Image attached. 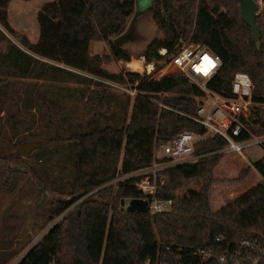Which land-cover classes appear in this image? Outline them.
<instances>
[{
	"label": "trees",
	"instance_id": "16d2710c",
	"mask_svg": "<svg viewBox=\"0 0 264 264\" xmlns=\"http://www.w3.org/2000/svg\"><path fill=\"white\" fill-rule=\"evenodd\" d=\"M11 1L0 0V63L7 69V75L23 79L42 76L55 84L86 82L107 87L111 82L132 85L138 93L133 100L127 99L126 113L130 108L131 112L122 124L103 127L94 115L89 131L71 129L68 141L75 149V179L72 190L57 202L59 207L52 216L61 215L91 191L100 189L97 199L84 201L76 212L68 214L19 264H165L167 248H182L189 258L218 236L264 241V156L253 163L262 178L259 184L216 212L210 208L213 171L224 159L222 153L228 145L220 136L197 144L198 161L181 163L158 173L159 179H164L163 184L158 183L159 200H169L177 190L208 178L201 202L190 208L174 204L163 213H130L122 210L119 197L152 201L137 187L142 178L118 183L119 196L106 187L121 176L162 163L155 158V150L179 134L187 130L205 132L186 117L196 112L202 96L186 78L171 75L155 80L139 73L114 74L105 69L113 60L132 61L131 55L110 39L122 32L134 13L135 0L47 3L37 15L40 37L36 44L12 29L8 17ZM255 1L260 9L257 19L260 49L252 30L242 20L236 0H157L155 19L165 38L158 41L153 58L164 59L162 50L173 56L184 45L203 44L222 60L220 73L209 87L230 96L235 74L245 73L255 85L253 104L264 105V6L260 5L263 0ZM1 28L23 48L13 43ZM94 42L108 43L110 55H91ZM152 47L149 46L147 56ZM10 86L6 79H0V93L6 95V99H0L4 105L13 99H8ZM95 94L98 102L89 106L94 113H111L117 104L116 97L105 89ZM54 96L51 105L43 96L36 98L46 114L47 128L54 121V114L60 115L58 101L63 94L55 91ZM7 123L15 138L21 139L18 136L21 128L26 136H32L29 134L35 120L25 118L22 111L9 113ZM243 124L245 131L239 141L264 137V121L252 122L251 114L249 119H243ZM256 125L260 129L256 130Z\"/></svg>",
	"mask_w": 264,
	"mask_h": 264
},
{
	"label": "rangeland",
	"instance_id": "374dc122",
	"mask_svg": "<svg viewBox=\"0 0 264 264\" xmlns=\"http://www.w3.org/2000/svg\"><path fill=\"white\" fill-rule=\"evenodd\" d=\"M53 1L12 0L8 9L9 23L12 29L17 35L26 36L31 43L36 44L40 37L37 15L44 5ZM151 1L150 7L140 10L137 7V0H135L134 13L126 21L122 32L110 39L113 44L126 50L131 55L132 61L140 60L144 70L136 71L129 67L130 63L113 60L105 66L108 72L114 74L133 72L151 76L154 79L164 77L162 73L170 56L166 55L160 61L153 58V51L158 46V41L165 38V34L155 19L157 0ZM1 30L13 43L21 47L20 42L7 30L3 28ZM150 45L153 47L150 48V54L147 56L146 52ZM24 51L29 53L25 49ZM110 53L108 43L94 42L91 44V55L93 56L110 55ZM149 65H152L154 69L151 73L146 70ZM6 72L8 73L7 69L0 63V79H6L9 82L11 86L8 99L13 98L11 102L8 100L6 105L2 101L0 102V264H19L29 251L40 243L68 214L76 212L77 207L84 201L97 199V192L100 189L91 191L61 215L52 216L53 211L59 207L57 202L72 190L75 179V149L74 144L68 141L72 134L71 129L76 132L89 131L93 126L90 119L94 115L103 127L120 125L122 121L128 119V115L130 117L131 108L128 114L126 113L127 99L130 97L133 100L135 97L129 95V92L133 91L132 85L115 88L89 85L86 82L55 84L42 76L23 79L7 75ZM58 88L61 89L58 90ZM101 89L114 95L117 100V104L109 114H106L105 111L96 114L89 107L92 102H98L95 93ZM55 91L63 94V96H59L58 101L60 115L54 114L55 119L53 122H49L47 128L46 114L43 106L38 103L37 97L43 96L47 100V104L51 105L56 97L54 96ZM0 99H6V95L0 93ZM16 110L22 111L28 120H35L29 134L32 136H26L24 128H21L18 133L21 139L15 138L14 133L10 131L7 118L9 113ZM251 114L252 122L257 119L264 121V105H253ZM254 128L260 129L258 125ZM24 141H47L49 144L36 150L28 158H24L16 153L17 148ZM158 155V149H156V159ZM222 155L224 159L214 169L209 188V202L213 212L231 203L260 183V177L254 170L253 163L264 156V146L246 147L243 150L246 160L242 159V155L226 149ZM199 158L196 156L181 162L168 159L160 160L166 166L162 171L181 163L196 162ZM157 167H159V163L155 164L153 168ZM144 172L140 171L132 176H121L106 184V187L112 188L113 195L119 196L118 183L130 178H143L145 177L142 174ZM156 183L158 182L155 181ZM207 184L208 178H203L177 190L172 194L175 204L190 208L193 204L200 203L204 187ZM123 199L125 198L119 197L120 203ZM112 214L110 212V216Z\"/></svg>",
	"mask_w": 264,
	"mask_h": 264
},
{
	"label": "built area",
	"instance_id": "2783aa9c",
	"mask_svg": "<svg viewBox=\"0 0 264 264\" xmlns=\"http://www.w3.org/2000/svg\"><path fill=\"white\" fill-rule=\"evenodd\" d=\"M260 5L264 6V0L260 2ZM161 54L166 56L167 51L162 50ZM221 67V58L203 44L184 45L176 54L168 57L162 76L180 75L202 93L198 99L199 105L196 112L186 117L202 126L205 132L187 130L160 145L157 148L158 160L181 162L196 157L197 144L217 136L226 140L227 151L236 152L243 158H246L243 155L246 147L264 144V137H252L246 141L238 140L245 131L243 119H249L254 105L253 80L248 74L237 73L232 80L230 96L216 92L209 85L218 76ZM108 84L115 88L123 87L117 83ZM137 94L134 88L129 92L132 97H136ZM165 167V164L161 163L157 168L143 170L142 172H145L142 174L145 177L137 184L138 189L146 197H152V201L147 200L149 211L154 214L166 212L175 204L173 198L159 200L156 197L158 183H164L163 178L158 180L157 174ZM155 181L158 183L155 184ZM166 254L168 260L165 264H264V241L257 238L230 240L225 236H218L211 245L195 251L189 258H186L182 248H167Z\"/></svg>",
	"mask_w": 264,
	"mask_h": 264
},
{
	"label": "water",
	"instance_id": "95a60500",
	"mask_svg": "<svg viewBox=\"0 0 264 264\" xmlns=\"http://www.w3.org/2000/svg\"><path fill=\"white\" fill-rule=\"evenodd\" d=\"M236 1L240 5V13L242 20L252 30L253 39L256 42L257 48L260 49L261 30L257 23V19L259 17V13H258L259 6L255 0H236ZM151 4H152L151 0H137V7L140 10L147 9L148 7L151 6ZM48 144L49 143L47 141H24L17 148L16 153L21 157L28 158L33 152L44 148ZM120 206L123 211L130 213H147L149 211V201L147 199L125 198L121 201Z\"/></svg>",
	"mask_w": 264,
	"mask_h": 264
},
{
	"label": "bare ground",
	"instance_id": "6f19581e",
	"mask_svg": "<svg viewBox=\"0 0 264 264\" xmlns=\"http://www.w3.org/2000/svg\"><path fill=\"white\" fill-rule=\"evenodd\" d=\"M129 67L135 69L136 71L144 70V66L142 65L140 60H133L132 62H130ZM146 70H148L147 72L151 73L154 69L152 65H149L146 67Z\"/></svg>",
	"mask_w": 264,
	"mask_h": 264
},
{
	"label": "crops",
	"instance_id": "0c3cea01",
	"mask_svg": "<svg viewBox=\"0 0 264 264\" xmlns=\"http://www.w3.org/2000/svg\"><path fill=\"white\" fill-rule=\"evenodd\" d=\"M242 159L246 160V158H243V157H242ZM254 170H255V169H254ZM137 173H139V172H137ZM135 174H136V173H135ZM132 175H134V174H132ZM132 175H130V176H132ZM258 176L260 177V182H261V179H262V178H261V176H260L259 174H258ZM258 184H259V183H258ZM219 210H220V209H219ZM217 211H218V210H217Z\"/></svg>",
	"mask_w": 264,
	"mask_h": 264
}]
</instances>
